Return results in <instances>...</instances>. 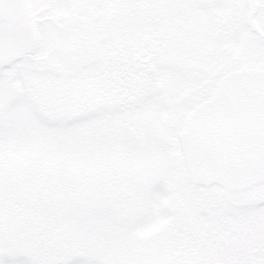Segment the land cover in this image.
<instances>
[{"label":"snow or ice","instance_id":"obj_1","mask_svg":"<svg viewBox=\"0 0 264 264\" xmlns=\"http://www.w3.org/2000/svg\"><path fill=\"white\" fill-rule=\"evenodd\" d=\"M0 264H264V0H0Z\"/></svg>","mask_w":264,"mask_h":264}]
</instances>
